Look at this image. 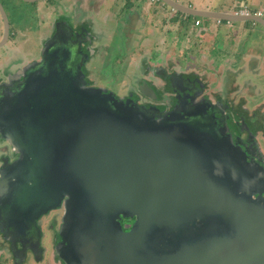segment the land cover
<instances>
[{"label": "water", "instance_id": "water-1", "mask_svg": "<svg viewBox=\"0 0 264 264\" xmlns=\"http://www.w3.org/2000/svg\"><path fill=\"white\" fill-rule=\"evenodd\" d=\"M162 1L264 27L258 14ZM0 15L3 46L11 26L1 0ZM58 37L0 98V132L21 153L0 177V226L12 228L16 250L32 239L41 255L38 219L63 206L55 252L64 264H264V217L231 147L194 121L158 120L86 85L80 46ZM124 217L135 218L128 229Z\"/></svg>", "mask_w": 264, "mask_h": 264}, {"label": "rangeland", "instance_id": "rangeland-1", "mask_svg": "<svg viewBox=\"0 0 264 264\" xmlns=\"http://www.w3.org/2000/svg\"><path fill=\"white\" fill-rule=\"evenodd\" d=\"M1 1L11 26L9 40L5 45L0 46L1 78L5 79L13 71H21L38 59L58 20H64L69 21V25L75 28L81 26V23L94 25L93 29L98 35V40L92 48L91 61L87 65L88 75L94 86L108 89L121 98H125L132 91L144 95L140 85L144 78H148L145 75L150 60L147 58L146 47L143 44V34H148V31L138 29L136 21L138 15L127 12L130 0H116L118 2L114 6V2L109 0L108 6L105 7L111 9V12L107 16L102 12L95 16L81 15L80 13L85 12L82 8L76 10L75 14L73 11L75 9L69 7L71 5L69 0ZM245 1L252 4L251 7L243 4L237 10L243 6L253 11L259 10L254 9L253 6L264 8V0ZM76 4L78 5V2ZM224 23L225 25L219 27L214 42H211L206 63L203 57L199 56L195 61L197 66L194 65L190 69L197 71L208 80V88L217 91L235 108L244 109L249 113L259 111L263 115L264 27L252 20L247 22L248 26L245 25V21H234L237 26H245L240 34H236L235 25L229 28L228 21L224 20ZM3 30L4 24L0 15V39ZM174 31L177 30L167 32L168 44L173 39ZM147 42L146 46L152 48L153 52L156 51L155 44L157 43L158 46L160 44L159 40L155 41L154 38ZM151 42H154L153 47ZM95 51L97 55L94 54ZM156 53L154 52V58ZM262 146L264 149V140ZM58 213L60 212L52 211L39 221L44 231L42 260L39 261L34 253L29 252L26 260L18 262V257L7 240V251L0 249V264H59V260L54 255V239L50 231L52 218Z\"/></svg>", "mask_w": 264, "mask_h": 264}, {"label": "flooded vegetation", "instance_id": "flooded-vegetation-1", "mask_svg": "<svg viewBox=\"0 0 264 264\" xmlns=\"http://www.w3.org/2000/svg\"><path fill=\"white\" fill-rule=\"evenodd\" d=\"M63 21L58 20L54 32H52L45 44L55 34H58L59 41L77 43L80 46V52L78 53L81 57L83 56L82 68L85 73V83L88 86L96 87L92 84L87 70V65L92 57V35L85 24H81L77 28L72 27L70 29L68 27L66 29ZM62 31L63 37L61 35ZM45 44L39 58L33 62H38L42 59ZM159 61L149 63L148 71L146 68L147 73L145 76H148V78H144L143 84L141 83L140 85L145 96L143 94L139 95L134 91L128 96L126 95L125 98H121L113 92L115 96L124 101L130 99V106H138L139 109L158 120L176 117L177 119L194 121L201 130L207 132L215 141H223L230 146L232 152L237 154L240 161L245 163L244 166L247 168L246 177H249V182L244 184L251 194L256 210L264 217V149L262 146V140H264V114H260L259 111L249 113L244 109L235 108L231 102L223 99V96L217 91L208 88V80L204 79L197 71L187 68L182 69L171 63H165L163 60ZM22 75V70H16L5 79L0 76V98L6 91L12 89L10 85L19 83ZM20 156L21 153L0 132V177H2L4 171L7 172L13 162L18 160ZM52 211L60 212L52 218V223H50V228L52 229L50 231H52L51 234L54 239V255L59 260V264H64L55 252V245L59 241V229L64 212L63 206L50 210L38 219V225L42 230L41 255L35 253L32 249V246H34L32 239L27 240L26 238H24L22 243L20 241L16 242L19 250L17 251L8 234L12 228L0 226L8 238L12 250L14 252L17 251L18 262L24 253L26 254L25 258H23L25 260L29 252L34 253L39 260L43 259L44 231L39 221ZM134 221L135 218L124 217L122 219L124 228H130Z\"/></svg>", "mask_w": 264, "mask_h": 264}, {"label": "crops", "instance_id": "crops-1", "mask_svg": "<svg viewBox=\"0 0 264 264\" xmlns=\"http://www.w3.org/2000/svg\"><path fill=\"white\" fill-rule=\"evenodd\" d=\"M109 0H69L71 4L69 7L76 10L82 8L85 10L81 15H98L97 13H103L105 16L111 12V9H107ZM114 2L113 6L117 4L118 1L110 0ZM181 4L191 6L193 8H199L204 10H215L222 12H231L234 13L238 7L243 4L249 5L252 4L245 0H176ZM78 2V5L76 4ZM78 6V8L76 7ZM123 5H125L123 1ZM106 6V7H105ZM262 9L264 8H255ZM115 10L114 8H112ZM127 12H131L134 15H138L137 24L138 29L148 31L144 33L143 44L146 47L145 51L147 52V58L150 60V63L155 61H162L171 63L172 65L178 66L182 69H190V67L196 65L197 59L199 56L203 57L204 62L206 63L207 57H209L208 50L211 45V42H214V37L217 35L219 27L224 24V20L218 22V18L211 17H201L194 16L191 14L183 13L176 10L175 8L169 6L165 2L158 1L153 2L152 0H130L128 3ZM3 21V19H2ZM196 21H200L199 24H196ZM227 21V20H226ZM245 25L248 26L247 22L249 20H244ZM247 21V22H246ZM253 21V20H252ZM69 22V21H68ZM234 21H228L227 26L229 28L235 25ZM255 22V21H254ZM258 23V22H257ZM86 24L88 30L92 35V47H94L95 42H97L98 35L95 34V29L93 24ZM261 25V24H260ZM236 34H240L244 27L235 25ZM171 30L174 31L172 41L168 44L169 40L167 39V32ZM150 36V37H149ZM159 40V46L157 43L154 48L157 52L154 58V52L152 48H148V40ZM154 43V42H153ZM153 43L152 47H153ZM158 49H157V48ZM143 52V51H142ZM95 55L96 51L94 52ZM145 54V55H146ZM229 57V56H228ZM212 58V57H211ZM91 61V60H90ZM159 61V62H160ZM178 62V63H177ZM8 238L5 236L4 232L0 227V249L7 251ZM27 259V257H26ZM25 259V260H26ZM42 260V259H41ZM40 261V260H39Z\"/></svg>", "mask_w": 264, "mask_h": 264}, {"label": "built area", "instance_id": "built-area-1", "mask_svg": "<svg viewBox=\"0 0 264 264\" xmlns=\"http://www.w3.org/2000/svg\"><path fill=\"white\" fill-rule=\"evenodd\" d=\"M153 2H158V1H161V0H152ZM235 14H244V15H249V14H258L260 16H263L264 17V10L262 9H259L257 11H253L251 9H249L248 7L246 6H243L241 7L239 10H236L234 12ZM222 20L218 19V22H221ZM200 21H196V24H199Z\"/></svg>", "mask_w": 264, "mask_h": 264}]
</instances>
